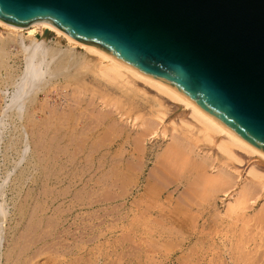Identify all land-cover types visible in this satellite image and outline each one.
<instances>
[{
	"label": "rangeland",
	"instance_id": "obj_1",
	"mask_svg": "<svg viewBox=\"0 0 264 264\" xmlns=\"http://www.w3.org/2000/svg\"><path fill=\"white\" fill-rule=\"evenodd\" d=\"M45 29L47 30V27L44 29L39 28L37 31L38 38L41 40L47 38L46 40L50 43V45L52 44L55 47L61 48L62 54H66L70 50H73L76 53L85 54L84 51L86 50L82 47L72 43V45H70V42L63 36H59L57 33L51 31L47 33ZM8 31L9 30L7 28L0 25V35L2 36H0V41L4 38H8ZM22 32H24L26 36L29 35L27 30ZM64 51L66 52L63 53ZM7 53L9 57L5 58L6 66L13 71L14 76L18 77L25 69V54L18 46H15V44L9 45ZM88 65L86 66L89 69H82L81 71L79 69L83 68V65H80L81 68H79V65H69L66 67L67 69H64V74L59 77H48V79H51L48 82L49 84L47 83V86L40 91L35 99V102H37V104L40 103L42 106L39 107L40 110L37 107L31 106L28 101L24 104L21 109L22 118H28V116L32 113L39 111L40 114L36 118L39 124L34 134H32V127L28 126L26 128L28 131L27 133L25 132L26 129L23 127L25 130L24 132L26 133L24 137L29 135L31 138V146L29 145L30 148L28 147V151L23 144L16 150L18 152L11 151L12 157L8 167H10V172H12L14 170L13 168H15V172L10 174L11 177L6 176V169L4 164H2L4 163L3 147L5 148V142L9 140L12 135L18 132V130H14V127L19 121V116L18 114H16L18 118L15 116V119L17 120L16 123H12L10 116H8L6 120L4 118L6 123L3 121L4 123L2 124H6L3 126L5 129L2 127V124H0V131H2L0 132L2 133V137L0 135V141L2 140L0 142V184H2L1 187L4 189V195L2 194L3 196H0V203L3 205V209L5 208V211L7 212L6 214L8 215V219L6 221L3 223H1L2 221L0 222V264H183V261L179 263L181 258L182 260L187 258L190 264H255L256 261L258 262H256V264H264V228L261 230L260 227V225L263 226L264 221V216L262 217V215H264V158L256 153H251L250 151L248 152L237 146L232 147L231 153L223 152L220 150L219 144L223 142V139H226L225 136L221 134L218 135V133H214V135L211 136L213 132H211L210 136L205 135L204 133L206 131L203 129V126L201 127L202 124L199 123L195 117L193 118V115L190 114L192 113V110L187 108V106L183 103L180 104V102L178 103V101H174V99H171L169 95H164V93H161L160 90L158 91L155 86L152 87L153 85L150 86V83V85H148L146 81L143 82L144 80L137 77L135 78L127 72L124 74V79H120L118 83L108 82L98 76V74H95L92 71L91 66L89 65V67ZM130 78H133V81ZM10 81L11 80L9 79L6 71H3V73L0 72V120L4 116L2 115L3 111L8 110L7 112L12 113L14 110V107L9 108L13 103L12 96L15 89L12 84H9L11 83ZM122 81L125 82L123 83ZM48 91H50L49 94ZM50 93L51 96H49ZM78 93L80 95H78ZM95 95L96 97H94ZM39 96H42L43 98ZM59 96L60 100L58 99ZM72 98L76 99V103L74 102L73 104L74 100ZM38 100H40L39 103ZM77 100H79V102H77ZM61 102L64 103L62 104ZM46 104H48V106L52 105L49 106L52 111L46 107ZM36 108L38 110H36ZM91 110L93 111L91 112ZM108 110L111 111L112 114ZM54 113L55 116L53 115L52 118L49 117ZM145 119L149 121L143 123V120ZM117 123L119 125H117ZM140 124L143 127H141ZM148 124L153 125L152 128L151 125ZM148 126H150L149 129L147 128ZM85 127L87 128L86 130ZM107 127L109 129L112 128L111 131ZM139 127L148 130V132L153 130V135L152 133H148L147 135L143 134L144 136L146 135V137H142V133H145L146 130L141 129L143 132H141L139 136V134H137L141 131ZM106 130L109 131L105 132ZM3 131L6 135L3 134ZM103 132H105L108 139H106ZM102 134L103 139L105 140L102 139L100 141ZM110 135L112 136L110 137ZM29 136H26V138ZM48 137H51L52 140H49ZM209 137H211V139ZM70 140H72V143H70ZM134 140H137L136 143ZM141 140L144 141L143 144L142 142L140 143ZM43 141H46V143ZM76 141L80 142V144L78 143L79 145H76ZM55 143L57 144L55 145ZM95 143L97 145H95ZM133 143L136 145L137 143H140L138 145H143L140 146V151L143 149V156H141L142 154L141 152L139 153V150V156L138 153L134 151L137 148H135L136 145L134 146ZM176 144H179V147ZM222 145L223 143L221 146ZM49 146L50 148H48ZM181 146L183 149L186 147L188 148H186V151L184 149V156L182 155L183 158L180 156L181 161L184 162L180 164V159L174 158H178L179 156H175L179 155L181 151L183 152V150H180L179 154L176 155L177 151L175 152V150L179 149ZM23 148L27 151H25L26 155L25 153L23 154L25 157L20 155L24 152ZM172 148L175 150L173 151ZM166 149L170 153L166 152ZM165 152L168 154L167 156H163L166 155ZM186 153L187 155L189 154L188 157H186ZM169 157H172V159H169ZM162 159H164V162L167 161V164L171 163L172 174L175 166L178 163L181 165H177L181 167L179 173L175 172L179 169L178 167V169H174L176 175L179 174L177 177L173 174L174 176L172 177L177 178L176 180L174 179L175 181L171 176H167L166 179V175H171V172H169L171 168L169 169L170 165H168L169 170L166 169L167 166H164V168L163 165L166 164H163L164 162ZM131 160L134 166L131 164ZM174 161L177 163H174ZM14 162L17 164L20 163L17 168L13 167L15 166ZM29 162L32 163L33 167L31 168L32 175H30L33 183V192L30 201L27 203L24 199H27L26 193L28 178L20 180L18 175L23 168L27 167ZM172 162L175 165L174 168L172 167ZM202 163L203 165L201 166ZM156 164H159L157 165L159 168L160 165H162L161 169L162 167L164 170L166 169L167 174L162 176L163 179L165 178L163 181L166 182L170 179V181L166 183L170 184L166 186L164 185V182L160 181V185H164L163 188L159 185V180L162 178L158 179L156 176L159 170ZM129 166L132 169H130ZM210 166H212V168ZM115 170L117 172H115ZM132 170H135L132 172L133 175L131 174ZM162 171L163 170L159 171V175L164 174V171ZM215 172H217L218 175ZM151 173H155L156 175L154 176ZM201 173H204L203 175L205 176L208 174V176H211L208 178L209 181L206 180L208 182L206 187H202L199 184L202 188H204L203 191L207 194L209 193L208 195L206 193H200L199 191H201L202 188H199L198 190L197 187L199 185L197 186L195 182V180L199 177H197V175H200V177L205 179V176H202ZM148 177H153V179L154 177H157L158 181L156 179L155 181L158 182H156L157 186H160L159 189L162 190V193L156 184L154 185L156 187L151 186L153 185L152 181L154 183L155 181L151 178L148 179ZM203 178L201 179L203 180ZM225 178H230V180H226L227 182L223 183ZM95 179L99 181H96ZM113 180L114 182H112ZM147 180H150L151 182H148ZM198 180L197 182L201 181L200 178ZM192 181L195 184H193ZM146 182H148L147 184L150 183V185L146 186ZM190 182L192 185L188 186V184H191ZM202 182H204V180ZM225 184L227 187H225ZM193 185H196V187L194 186V188ZM150 186V194H153L155 191L158 193V197H153L157 200L155 202H158L155 205V202L153 201L149 205L151 202L150 200L153 198H150L152 195H147V193L149 194V190H144ZM191 186L194 189L197 188V193L204 195H201L202 199L200 195H198L200 197L195 195V190L194 192H190L194 193L193 195H195V197L197 196V198L193 199V195L189 197L190 189L188 190V188ZM222 188L226 190L224 193H222ZM253 189H256V194ZM157 190H159V192ZM241 190H243V192ZM169 191H172L171 197V194L169 195ZM239 191L242 193L240 192V194ZM167 192H169V196L167 195ZM182 192H186L188 195H185V193L182 195ZM251 192L253 193L250 194ZM247 193L249 194L248 196ZM140 194H142V203H140ZM239 194L240 196L243 195L240 200L238 199ZM166 195L169 197L167 200H165L167 198ZM182 196L183 199L181 198ZM187 196L189 199H187ZM249 196L252 198L251 201ZM190 198H192L194 202H200L201 204L196 206L197 203H193V205H191L192 202H190ZM198 198H200L202 202L200 199L198 201ZM235 198L239 201L234 202L237 201L234 200ZM134 199L140 201V205ZM179 199H182L183 201L184 199H187L191 204L189 203L188 206V203L184 204L182 200L179 202ZM195 199L197 201H195ZM177 200L179 202V208L177 209H180L181 205H183L184 209L187 207L185 211L182 208L184 212L180 210L182 213L178 211L180 212L179 216L176 215L178 214L175 212L177 210L173 211L175 208L174 204L178 205ZM145 202H148V206H150V209L148 208L149 210H146V212H144L145 210L143 211V209H146L147 205ZM228 202L230 204H228ZM235 203L238 204L236 205ZM233 204H235L234 209ZM165 205H167V209H164ZM235 209H237V211ZM168 210H172L170 212L172 222L169 217L170 213L169 215L166 214V212L168 213ZM193 210L195 211L194 213ZM159 212L163 216H160L161 214ZM184 213L186 214V217L190 214V216H192V213L195 217L197 215V219L192 216L193 221L196 220L194 223L195 227H192V221L188 224L189 218H186V225L183 223V220L185 219ZM215 215L216 217H214ZM176 216L184 218L181 220L184 225L182 223H179V225L174 223L176 220L177 222L180 221V218L178 219ZM154 217H156V219H153ZM174 217L176 220L174 219L175 221L173 222ZM213 217L215 220H213ZM257 217H261L263 219L262 222L260 221L261 218L258 220ZM157 218H159V221L161 219L163 221L166 219V221L163 224H159L160 222L158 223ZM249 219H251V221ZM254 219H256L259 224H262L257 225L258 222L255 223L254 221L256 220ZM153 220H156L157 222L155 221L153 223ZM190 220L192 219L190 218ZM253 223H255V225ZM149 224H151L152 227L147 226ZM252 224L254 226H252ZM167 225H170L171 227H168ZM173 227H176L175 230H178H172ZM182 227H184V229ZM34 228L36 230H34ZM151 228L153 229L151 230ZM180 229H183V233ZM249 229H251L253 233L250 232ZM258 229L260 230L258 231ZM172 233H174L176 237ZM189 233L191 235L188 236ZM256 234H258L257 238ZM151 238L158 240L160 243L163 241L164 244H162V242L161 245L165 247L159 248V242L154 239L152 241ZM183 238L185 239L183 240ZM166 241L169 242L165 244ZM171 241H173V244L170 243ZM13 242L15 246H13ZM26 243H30L29 246L26 245ZM174 244L179 246H174ZM135 245L138 250L135 249ZM167 245L170 246L166 249V251L164 248H166ZM171 246L172 249H170ZM192 247H195L197 250V255L195 249ZM20 248L23 249L20 250ZM11 249L13 250L11 255L12 258L9 259L10 261H7L8 255L6 257V254H9L8 252H11ZM157 249L160 250L158 251ZM151 250L153 252H150ZM247 251L248 253L246 254ZM187 253L190 257L187 256L185 258L184 256ZM238 254L241 256L238 257ZM246 256L247 258L245 263L244 257ZM187 260L184 263L189 264Z\"/></svg>",
	"mask_w": 264,
	"mask_h": 264
},
{
	"label": "water",
	"instance_id": "obj_2",
	"mask_svg": "<svg viewBox=\"0 0 264 264\" xmlns=\"http://www.w3.org/2000/svg\"><path fill=\"white\" fill-rule=\"evenodd\" d=\"M160 81L264 154V0H0Z\"/></svg>",
	"mask_w": 264,
	"mask_h": 264
},
{
	"label": "bare ground",
	"instance_id": "obj_3",
	"mask_svg": "<svg viewBox=\"0 0 264 264\" xmlns=\"http://www.w3.org/2000/svg\"><path fill=\"white\" fill-rule=\"evenodd\" d=\"M0 25H2L3 27H5V28H7L9 31L7 32L8 33V35H7V37L8 38H4V39H2V41H0V72L1 73H3V71H6L7 72V74H8V77H9V79L11 80L10 82L11 83H9V84H12L13 86H14V93H13V96H12V105L9 107V108H12V107H14V110H13V112L12 113H10V112H7L8 110H6V111H3V113H2V115H4L3 116V118H1V120H0V124H2V123H6V118L8 117V116H10L11 117V121H12V123H16V119H15V116H17L16 114H18V116H19V118H18V116H17V118L19 119V121L16 123V125H15V127H14V130H18V132L17 133H15L14 135H12V137L9 139V140H7L6 142H5V144H4V146H5V148L3 147V157H4V163H2V164H4V166H5V169H6V176H10V174H12L13 172H15L14 170H15V168H13V167H16L17 168V166L20 164V163H16L17 162V160H16V162H14L15 164V166H13L12 168L14 169L12 172H10V167H8V165H9V162H10V160H11V151L13 152V151H15V152H18V151H16L17 149H19V146L20 145H24V147H26V150L28 151V147H29V145L31 144V142H30V136L29 135H26V136H29L28 138H26V136L24 137V135L28 132L27 131V127L28 126H30V127H32L33 129H31L32 130V134H34V132H35V130L38 128V124H39V122L36 120V118L38 117V115L40 114V112L39 111H37V112H34V113H32L31 115H29L28 116V118H22V116H21V109L23 108V106H24V104H26V102L28 101L29 102V104L31 105V106H34V107H37L38 109H39V107L41 106L40 105V100H38V103L39 104H37V102H35V99H36V96L40 93V91H42V89H44L46 86H47V83L51 80V79H48V77H54V76H57V77H59L60 75H62V74H64V69L67 67V66H69V65H79V68H81L80 67V65H83L82 67L83 68H81V69H79L80 71L82 70V69H89L86 65H90L91 66V69H92V71L95 73V74H98V76H100L101 78H103L104 80H106V81H108V82H111V83H118L119 81H120V79H122L123 77H124V74H125V72H127V73H130L133 77H137V78H140V79H142V80H144L143 82H145L146 81V83L148 84V85H150V86H152V87H154L155 86V88H157L158 89V91L160 90V92L161 93H164V95H169V97L172 99H174V101H178V103L180 102V104L181 103H183L185 106H187V108H189V109H191L190 111L192 112V113H190L191 115H193V118L195 117L198 121H199V123H201L202 125H201V127L203 126V129L206 131H204L205 133V135H207V136H210V134H211V132H213V134H211V136L212 135H214V133L215 134H217L218 133V135L219 134H221V135H224L225 136V138L226 139H223L221 142L223 143V145L221 146V144H219V148H220V150H222L223 152H225V153H231V151H232V147H235V146H237V147H240L241 149H244V150H246V151H250L251 153H256V154H258V155H260L261 157H263L264 158V154L263 153H261L260 151H258L257 149H255V148H253V147H251L250 145H248L247 143H245L244 141H242V140H240L239 138H237L236 136H234L233 134H231L228 130H226L224 127H222L220 124H218L216 121H214L212 118H210L208 115H206L204 112H202L200 109H198L196 106H194L193 104H191L188 100H186L184 97H182L181 95H179L178 93H176L173 89H171L170 87H168L166 84H164V83H162V82H160V81H157V80H155V79H152V78H150V77H148V76H145V75H143V74H141V73H139V72H137V71H135V70H133V69H130V68H128V67H126V66H123V65H121V64H119L118 62H116V61H114L113 59H111V58H109L107 55H105L104 53H102V52H100V51H98V50H96L95 48H93V47H91V46H88V45H85V44H82V43H79V42H77V41H75V40H73V39H71V38H69L68 36H66V35H64L63 33H61V32H59L58 30H56L54 27H52L51 25H49V24H46V23H43V22H39V23H34V24H32V25H30L29 27H27V28H24V29H21V28H16V27H11V26H8V25H6V24H3V23H0ZM47 27V30H46V32L48 33V32H55V33H57L59 36H63L64 38H66L69 42H70V45H72V44H77L78 46H80V47H82L83 49H85L86 51H84L85 52V54H80V53H76L75 51H73V50H70L69 52H67L66 54H62V50H61V48H58V47H55L54 45H50V43H48L47 42V38L46 39H43V40H41V39H39L38 38V34H37V31L39 30V28H41V29H44V28H46ZM25 30H27L28 31V33H29V35L28 36H26V34L24 33V32H22V31H25ZM1 36V35H0ZM2 37V36H1ZM62 37V38H63ZM51 42V41H50ZM72 43V44H71ZM10 44H15V46H18L20 49H21V51L22 52H24V54H25V57H24V60H25V69H24V71L22 72V74L21 75H19L18 77H16V76H14V74H13V71L12 70H10L9 69V67H7L6 66V61H5V58H8L9 56H8V53H7V48L9 47V45ZM69 45V46H70ZM71 48V47H70ZM64 50V49H63ZM66 51H64L63 53H65ZM88 54V55H87ZM10 55V54H9ZM13 60V59H12ZM9 62V61H8ZM88 65V66H89ZM71 66V67H72ZM75 66V67H76ZM85 66H86V68H85ZM89 66V67H90ZM17 67V66H16ZM13 69V68H12ZM67 69V68H66ZM69 69V68H68ZM70 70V69H69ZM68 70V71H69ZM15 71V70H14ZM89 71V70H88ZM74 72H76V71H74ZM66 73V72H65ZM126 73V74H127ZM78 74H80V73H78ZM129 75V74H128ZM64 77V76H63ZM129 77V76H128ZM53 79H55V78H53ZM64 79V78H63ZM67 79H68V77H67ZM124 79V78H123ZM126 79H128V78H126ZM131 80L133 79V78H130ZM76 80V79H75ZM130 80V81H131ZM6 81V80H5ZM126 81V80H125ZM124 81V82H125ZM133 81V80H132ZM135 81V80H134ZM123 82V81H122ZM123 82V83H124ZM136 82V81H135ZM130 83V82H129ZM128 83V84H129ZM150 83V84H149ZM49 84V83H48ZM51 84V83H50ZM126 84V83H125ZM3 85H5V84H3ZM12 85H9V86H12ZM55 85V84H54ZM5 88H7V87H5ZM50 89H51V87H50ZM55 89V88H54ZM72 89V88H71ZM156 89V90H157ZM0 90H1V88H0ZM4 90V89H3ZM56 91V90H55ZM64 91V90H63ZM81 91V90H80ZM49 92L50 91H48V94H49ZM75 92V91H74ZM5 94V93H4ZM8 94H9V92H8ZM53 94V93H52ZM64 94V93H63ZM73 94V93H72ZM93 94V93H92ZM28 95V96H27ZM43 95V94H42ZM78 95H80L79 93H78ZM77 95V96H78ZM49 96H51V93H50V95ZM56 96H57V93H56ZM63 96V95H62ZM98 96V95H97ZM39 97H42V96H39ZM67 97V96H66ZM80 97V96H79ZM78 97V98H79ZM84 97V96H83ZM91 97V96H90ZM94 97H96V95L94 96ZM103 97V96H102ZM43 98V97H42ZM49 99H51L50 97H48ZM64 98V97H63ZM93 98V97H92ZM91 98V99H92ZM41 99V98H40ZM49 99H47V100H49ZM58 99L60 100V96L58 97ZM73 99V98H72ZM94 99V98H93ZM4 100V99H3ZM43 100V99H42ZM66 100V99H65ZM74 101H73V104H74V102L76 101V99H73ZM80 100V99H79ZM79 100H77V102H79ZM90 100V99H89ZM91 101V100H90ZM53 102V101H52ZM89 102V101H88ZM62 103V102H61ZM64 103V102H63ZM62 103V104H63ZM76 103V102H75ZM112 103V102H111ZM41 104H42V101H41ZM90 104V103H89ZM39 105V106H38ZM47 106L46 107H48L49 108V106H52V105H49L48 106V104H46ZM55 105V104H54ZM54 105H53V108H54ZM75 105H77V104H75ZM96 105V104H95ZM112 105V104H111ZM87 106V105H86ZM109 106V105H108ZM114 106V105H113ZM4 107V106H3ZM42 107V106H41ZM45 107V108H46ZM2 108V107H1ZM36 108V110H38ZM56 108V107H55ZM58 108V107H57ZM62 108V107H61ZM87 108V107H86ZM111 108V107H110ZM47 109V108H46ZM49 109H51V108H49ZM109 109V108H108ZM40 110V109H39ZM85 110V109H84ZM110 110V109H109ZM108 110V111H109ZM112 110V109H111ZM120 110V109H119ZM18 111V112H17ZM31 111V110H30ZM48 111V110H47ZM51 111H52V109H51ZM54 111H55V109H54ZM93 110H91V112H92ZM113 111V110H112ZM117 111V110H116ZM2 112V111H1ZM24 112V111H23ZM26 112V111H25ZM33 112V111H32ZM56 112V111H55ZM60 112H61V110H60ZM110 113H111V111H109ZM66 113V112H65ZM90 113V112H89ZM102 113V112H101ZM24 114V113H23ZM87 114H88V112H87ZM91 114V113H90ZM108 114V113H107ZM112 114V113H111ZM120 114V113H119ZM48 115H50V114H48ZM53 115L55 116V113L54 114H52V116H49V117H53ZM62 115V114H61ZM66 115H68V114H66ZM97 115V114H96ZM45 116V115H44ZM64 116V115H63ZM95 116V115H94ZM101 116H102V114H101ZM108 116V115H107ZM140 116V115H139ZM138 116V117H139ZM9 117V118H10ZM23 117H24V115H23ZM4 118H5V120H4ZM98 118V117H97ZM101 118V117H100ZM94 119H95V117H94ZM106 119V118H105ZM140 119V118H139ZM150 119V118H149ZM134 120H135V118H134ZM146 120V119H145ZM143 120V123H146V122H148L149 120ZM4 121V122H3ZM79 121V120H78ZM81 121V120H80ZM104 121V120H103ZM129 121V120H128ZM127 121V122H128ZM136 121H137V118H136ZM136 121H135V123H136ZM145 121V122H144ZM155 121V120H154ZM84 122V121H83ZM83 122H81V123H83ZM93 122H94V120H93ZM114 122V121H113ZM122 122H124V121H122ZM126 122V123H127ZM134 122V121H133ZM132 122V123H133ZM153 122V121H152ZM10 123V122H9ZM78 123H80V122H78ZM88 123H91V122H88ZM41 124V123H40ZM134 124V123H133ZM153 124V123H152ZM4 125H6V124H2V127L4 126ZM46 125H47V123H46ZM58 125V124H57ZM75 125V124H74ZM115 125V124H114ZM117 125H119L118 123H117ZM141 125V124H140ZM145 125V124H144ZM147 125V124H146ZM148 125H151V124H148ZM9 126V125H8ZM7 126V127H8ZM89 126V125H88ZM93 126V125H92ZM109 126H110V124H109ZM112 126V125H111ZM116 126V125H115ZM152 126L153 125H151V128H152ZM23 127L26 129V131L23 129ZM47 127V126H46ZM74 127V126H73ZM99 127V126H98ZM141 127H143L142 125H141ZM149 127L150 126H148L147 128L149 129ZM155 127V126H154ZM4 128V127H3ZM108 128V127H107ZM140 128V127H139ZM5 129V128H4ZM4 129H2V130H4ZM29 129V128H28ZM72 129V128H71ZM87 128L85 127V130H86ZM109 129V128H108ZM112 129V128H111ZM111 129H109L110 131H111ZM143 130L144 128H140V130ZM155 129H157V128H155ZM154 129V130H155ZM92 130V129H91ZM108 130V131H109ZM140 131V132H138L137 134H139V136H140V134H141V132H143V131ZM144 130H146V129H144ZM152 130V129H151ZM12 131V130H11ZM26 133H25V132ZM30 131V130H29ZM107 130L105 131V132H108ZM153 131V130H152ZM152 131H150V132H148V130H146L145 131V133H142V137L144 136L143 134H151L152 133V135H153V132ZM0 132H2V131H0ZM37 132V131H36ZM105 132H103V134L106 136V134H105ZM113 132V131H112ZM201 132V131H200ZM51 133H53V132H51ZM110 133V132H109ZM108 133V134H109ZM162 133V132H161ZM2 133H0V135H1ZM3 134H5L4 133V131H3ZM29 134V133H28ZM37 134H38V132H37ZM103 134L101 135L102 137L100 138V141L103 139ZM118 134V133H117ZM116 134V135H117ZM159 134V133H158ZM6 135V134H5ZM51 135V134H50ZM146 135L144 136V137H146ZM151 135V136H152ZM166 135V134H165ZM177 135V134H176ZM175 135V136H176ZM220 135V136H221ZM9 136V135H8ZM15 136V137H14ZM104 136V137H105ZM109 136V135H108ZM112 135H110V137H111ZM118 136V135H117ZM138 136V137H139ZM172 136V135H171ZM170 136V137H171ZM1 137H2V135H1ZM35 137V136H34ZM64 137V136H63ZM147 137H149V136H147ZM5 138V137H4ZM3 138V139H4ZM49 138V140L51 139L52 140V138H53V136H52V138L51 137H48ZM90 138V137H89ZM88 138V139H89ZM114 138H115V136H114ZM118 138V137H117ZM134 138V137H133ZM137 138V137H136ZM184 138V137H183ZM210 139H211V137H209ZM27 139V140H26ZM43 139H45V138H43ZM106 139H108L107 138V136H106ZM110 139V138H109ZM135 139V138H134ZM140 139H141V137H140ZM173 139V138H172ZM26 140V141H25ZM38 140V139H37ZM73 140V139H72ZM72 140H70L71 142L70 143H72ZM103 140H105V139H103ZM113 140V139H112ZM139 140V139H138ZM142 140H144V139H142ZM140 141V143L142 142V144H143V142L145 141ZM225 140V141H224ZM2 141V140H1ZM0 141V142H1ZM4 141V140H3ZM53 141H54V138H53ZM59 141H60V139H59ZM79 141V140H78ZM84 141V140H83ZM107 141V140H106ZM110 141V140H109ZM133 141V140H132ZM135 141V140H134ZM137 141V140H136ZM136 141H135V143H136ZM39 142V141H38ZM43 142H45L46 143V141H43ZM50 142V141H49ZM98 142V141H97ZM96 142V143H97ZM172 142V141H171ZM174 142V141H173ZM178 142V141H177ZM37 143V142H36ZM58 143V142H57ZM57 143H55V145L57 144ZM80 144V142H77L76 141V145H79ZM93 143V142H92ZM95 143V145H97ZM99 143V142H98ZM102 143H104V142H102ZM140 143H137V145L138 144H140ZM184 143V142H183ZM216 143V142H215ZM40 144V143H39ZM91 144V143H90ZM101 144V143H100ZM134 144V143H133ZM172 144V143H171ZM82 145V144H81ZM80 145V146H81ZM109 145V144H108ZM136 144H134V146H135ZM136 145V146H137ZM178 147H179V144H176ZM175 145V146H176ZM193 145V144H192ZM31 146V145H30ZM40 146V145H39ZM67 146V145H66ZM106 146V145H105ZM135 146V148H137L136 150H134L136 153H138V150H139V153L141 152V154H142V152H143V149H141V151H140V146H143V145H138L137 147ZM175 146H174V148H175ZM177 146H176V148H177ZM183 146V145H182ZM180 147L179 149H173V151L175 150V152H176V155L177 154H179V152H180V150H183V152L181 151V153L179 154V155H177V156H175L174 155V153H173V155L175 156V157H178V158H174V156H173V158L174 159H180L179 160V162H180V164L181 163H184L183 161H181V158H183L182 157V155L184 154V149H185V151H186V148H188V147H186V148H184L183 149V147ZM191 146V145H190ZM139 147V148H138ZM193 147V146H192ZM30 148V147H29ZM35 148V147H34ZM48 148H50V146L48 147ZM55 148V147H54ZM60 148V147H59ZM75 148V147H74ZM81 148V147H80ZM170 148V147H169ZM169 148H167V149H169ZM191 148V147H190ZM21 149V148H20ZM24 149V148H23ZM22 149V150H23ZM82 149H83V146H82ZM166 149V152H168V150ZM21 150V151H22ZM25 149L23 150L24 152H22L20 155H22L23 156V154L25 153V151H26ZM48 150V149H47ZM75 150H77V149H75ZM74 150V151H75ZM79 150V149H78ZM189 150H191V149H189ZM188 150V151H189ZM193 150V149H192ZM20 151V152H21ZM26 151V152H27ZM73 151V152H74ZM81 151V150H80ZM39 152V151H38ZM92 152H94V151H92ZM165 152V154L166 155H163V156H167L168 154ZM31 153V152H30ZM53 153V152H52ZM75 153V152H74ZM78 153V152H77ZM138 153V156L140 155ZM168 153H170V152H168ZM39 154V153H38ZM73 154V153H72ZM116 154V153H115ZM118 154V153H117ZM25 155H26V153H25ZM40 155V154H39ZM74 155V154H73ZM93 155V154H92ZM186 155H187V153H186ZM185 155V156H186ZM189 155V154H188ZM188 155L186 156V157H188ZM64 156V155H63ZM116 156V155H115ZM141 156H143V154L141 155ZM180 156H181V158H180ZM184 156V155H183ZM2 157V156H1ZM23 157H25V156H23ZM53 157H54V155H53ZM56 157V156H55ZM91 157V156H90ZM20 158H22V157H20ZM50 158V157H49ZM137 158V157H136ZM162 158V157H161ZM168 158V157H167ZM38 159H40V158H38ZM54 159V158H53ZM52 159V160H53ZM138 159L140 160V158L138 157ZM137 159V160H138ZM165 159V158H164ZM164 159H162V161L164 160ZM169 159H172V157H169ZM169 159H167V160H169ZM173 159V160H174ZM185 159V158H184ZM206 159V158H205ZM209 159V158H208ZM22 160V159H21ZM137 160H136V163H137ZM138 160V161H139ZM203 160V159H202ZM14 161V160H13ZM27 161V160H26ZM50 161V160H49ZM121 161V160H120ZM129 161H130V159H129ZM129 161H127V162H129ZM159 161H161V160H159ZM170 161V160H169ZM176 161H178V160H176ZM19 162H20V159H19ZM22 162V161H21ZM112 162V161H111ZM126 162V163H127ZM131 162H132V160H131ZM130 162V163H131ZM140 162V161H139ZM139 162H138V164H139ZM164 162V161H163ZM47 163V162H46ZM141 163V162H140ZM158 163V162H157ZM162 163V162H161ZM174 163H177V162H175L174 161ZM174 163L172 162V167L174 168ZM58 164V163H57ZM131 164H133V162L131 163ZM130 164V165H131ZM163 164H166V165H163V167L165 166H167V170H169L170 168H171V163L170 164H167V161L166 162H164ZM179 163L177 164V165H180ZM213 164V163H212ZM38 165H39V163H38ZM113 165V164H112ZM112 165H111V167H112ZM115 165V164H114ZM128 165H129V163H128ZM127 165V166H128ZM157 165H159V164H156V166ZM168 165H170L169 166V169H168ZM175 166V168L176 169H178V170H176L175 172L176 173H179V170L181 169V167H179V166ZM184 165V164H183ZM203 165V163L201 164V166ZM211 165V164H210ZM126 166V167H127ZM132 166V165H131ZM133 166H134V164H133ZM161 166L162 165H160V168H159V170H158V174L156 175L155 173L154 174H152V175H156L157 177H158V179H161L162 178V176H164V175H166L167 173H166V169L164 170V168L162 167V169H161ZM181 166V165H180ZM200 166V167H201ZM87 167V166H86ZM100 167V166H99ZM140 167H141V164H140ZM156 167V168H157ZM178 167V168H177ZM211 168H212V166H210ZM31 168H33L32 167V163H28L27 164V167H25V168H23L22 169V171L20 172V174L18 175V177H19V179L21 180H24V179H27L28 178V184H27V195H26V197H27V199H24V201L26 200L27 201V203L30 201V199H31V197H32V192H33V183H32V179H31V176L30 175H32L31 173H32V170H31ZM129 168L130 169H132L130 166H129ZM128 168V169H129ZM139 168V167H138ZM174 168V169H175ZM97 169H98V167H97ZM126 169V168H125ZM135 169H137V168H135ZM174 169H173V174L174 175H176V173L174 172ZM193 169V168H192ZM191 169V170H192ZM207 169H208V167H207ZM220 169V168H219ZM219 169H218V171H219ZM127 170V169H126ZM161 170H163L164 171V174L163 175H161V177H160V175H159V171H161ZM172 168L169 170V172H171L170 174L171 175H166V179H167V176H174L173 174H172ZM133 171H135V170H132L131 171V174H132V172ZM138 171H139V169H138ZM162 171V172H163ZM35 172V171H34ZM81 172V171H80ZM115 172H117L116 170H115ZM156 172V171H155ZM161 172V173H162ZM220 172V171H219ZM94 173V172H93ZM108 173V172H107ZM127 173V172H126ZM216 174H217V172H215ZM114 174H116V173H114ZM118 174V173H117ZM204 174V173H203ZM202 173H201V175L202 176H205V175H203ZM108 175V174H107ZM133 175V174H132ZM177 175H179V174H177ZM177 175H176V177H177ZM209 175V174H208ZM208 175H206L205 176V179L203 178V177H200V175H197V179L195 180V182H196V185L198 186L199 184L203 187V186H205L206 187V185L208 184V182L206 181V180H208L209 181V177H211V176H208ZM211 175H213V174H211ZM218 175V174H217ZM216 175V176H217ZM105 176H106V174H105ZM215 176V177H216ZM11 177V176H10ZM113 177V176H112ZM116 177H117V175H116ZM157 177H154V179H153V177L151 178V177H148V179L149 178H151L152 180H154L155 181V179L158 181V179H157ZM176 177H172L173 178V180L175 179H177ZM207 177V178H206ZM212 177H214V176H212ZM227 177V176H226ZM7 178H9V177H7ZM115 178V177H114ZM171 178V179H172ZM200 178V182H197V180ZM201 178H203V180H204V182H202L203 180L201 179ZM17 180H18V178H16ZM165 179V178H164ZM163 178L161 179V180H159V185H160V183L161 182H164L165 184V186L166 185H169V184H166L167 182H169L170 181V179H169V177H168V179H169V181H163L164 180ZM215 179V178H214ZM213 179V180H214ZM15 180V179H14ZM17 180H15V181H17ZM20 180H18V181H20ZM96 180V179H95ZM116 180H118V179H116ZM174 180V181H175ZM226 180H230V178H225L224 179V181H223V183L224 182H227ZM5 181V180H4ZM3 181V182H4ZM10 181V180H9ZM96 181H99V180H96ZM148 181V180H147ZM150 181V180H149ZM148 181V182H149ZM157 181H155V183L152 181V183H153V185H151V186H154L155 184H156V186H157ZM161 181V182H160ZM199 181V180H198ZM253 181V180H252ZM108 182V181H107ZM112 182H114V180L112 181ZM148 182H146V184L148 183ZM151 182V181H150ZM157 182V183H156ZM172 182V181H171ZM202 182V183H201ZM95 183V182H94ZM98 183V182H97ZM124 183V182H123ZM151 183V184H152ZM191 183V182H190ZM192 183H193V181H192ZM192 183L191 184H188V186L189 185H192ZM104 184V183H103ZM112 184V183H111ZM135 184V183H134ZM193 184H195V183H193ZM204 184V185H203ZM253 184V183H252ZM255 184V183H254ZM1 185L2 184H0V196L3 194L4 195V189L1 187ZM141 185V184H140ZM150 185V183L149 184H147L146 186H149ZM163 185V186H164ZM171 185H172V183H171ZM196 185H193V187L195 186L196 187ZM199 185V186H200ZM257 185V184H256ZM23 186V185H22ZM26 186V185H25ZM45 186V185H44ZM114 186H115V183H114ZM118 186V185H117ZM151 186L150 187H148V188H146V189H144L145 191H147V190H149V188H151ZM156 186H154V187H156ZM162 188H163V186L162 185H160ZM160 186H157L158 187V189L160 188ZM178 186V185H177ZM187 186V185H186ZM185 186V187H186ZM197 187L198 188V190H199V188H202L201 186L200 187ZM230 186V185H229ZM154 187H152V188H154ZM168 187V186H167ZM192 186L190 187V188H188V190H189V193L191 194H189V197H191L194 193H195V195H203V194H200L201 192L202 193H206L205 191H203V189L204 188H202L201 189V191H199L200 193H197V188L196 189H194ZM225 187H227L226 186V184H225ZM225 187H223V188H225ZM241 187V186H240ZM175 188H177V187H175ZM175 188H174V190H175ZM186 188V189H187ZM222 188V189H223ZM252 188V187H251ZM42 189H44V188H42ZM46 189V188H45ZM94 189V188H93ZM185 189V188H184ZM193 189V190H192ZM226 189V188H225ZM250 189V188H249ZM109 190V189H108ZM151 190H153V189H151ZM156 190V189H155ZM160 191H161V193H162V190L161 189H159ZM159 190H157L158 192H159ZM164 190V189H163ZM194 190L196 191V192H194ZM228 190V189H227ZM229 190H230V188H229ZM254 190V189H253ZM256 190V189H255ZM255 190H254V193L256 194V192H255ZM104 191V190H103ZM184 191V190H183ZM193 191L194 193H191V192ZM226 190H224L223 189V192L222 193H224ZM242 192H243V190H241ZM241 191H239V193L241 192ZM149 192V194L147 193V195L149 196V195H152V196H150V198L152 197H154L155 196V198L156 197H158V193L155 191H152V192H154L153 194H150V190L148 191ZM151 192V193H152ZM170 192V193H169ZM169 192H167V195H168V193H169V195L172 193V191H169ZM186 192L188 193V191L186 190ZM186 192H182V195H183V193H185V195L187 194ZM241 192V193H242ZM249 192V191H248ZM156 193V194H155ZM161 193H159V194H161ZM227 193V192H226ZM240 193V194H241ZM253 192H251L250 194H252ZM43 194V193H42ZM207 194V193H206ZM209 194V193H208ZM207 194V195H208ZM240 194H239V200H240V198L242 199V196H240ZM2 195V196H3ZM64 195V194H63ZM141 195V202L140 201H137V199L135 200L136 202H138V204H139V202L140 203H142V194H140ZM157 195V196H156ZM167 195H166V197H167ZM168 195V196H169ZM188 195V194H187ZM195 195H193L192 196V198L194 199V198H197V196L195 197ZM249 194L247 193V196H248ZM254 195V194H253ZM253 195H251V196H253ZM172 196V194L170 195V197ZM200 196H198V197H200ZM204 196V195H203ZM100 197V196H99ZM179 197V196H178ZM250 197V196H249ZM248 197V198H249ZM254 197V196H253ZM120 198V197H119ZM147 199H149L148 197H146ZM155 198H153V199H149L151 202L149 203V205L152 203V201L153 202H155V201H157V200H155ZM169 197H167L165 200H167ZM177 198V197H176ZM182 199H183V196L181 197ZM184 198H186V197H184ZM192 198H190L191 199V201L190 202H192V204L190 203V202H188L189 200H187V199H189L188 198V196H187V199H184V201L182 200V202L185 204V203H188V206H189V203L191 204V205H193V203L194 204H196V206H198V204H201L200 202H194L193 200H192ZM237 198V197H236ZM234 199V200H237V199ZM247 198V197H246ZM246 198H244V199H246ZM146 199V200H147ZM178 199V198H177ZM199 199L200 198H198L197 200L199 201ZM201 199H202V196H201ZM200 199V200H201ZM205 199V198H204ZM250 199V201H251V197L249 198ZM100 200V199H99ZM102 200V199H101ZM133 200V201H134ZM180 199H179V202L181 201ZM196 199H195V201H197ZM239 200H237V201H234V202H238ZM187 201V202H186ZM149 202V201H148ZM148 202L146 203L145 202V204H147L146 205V209H143V211L144 212H146V210H149L150 208V206H148ZM178 202V200H177V204L179 203ZM201 202H202V200H201ZM245 202V201H244ZM247 202H248V199H247ZM83 203V202H82ZM156 203H158V202H155L154 203V205L156 204ZM164 203V202H163ZM183 203H181V204H183ZM122 204V203H121ZM133 204H134V202H133ZM180 204V205H181ZM228 204H230L229 202H228ZM236 204V203H235ZM235 204H233V209L235 208ZM238 204V203H237ZM236 204V205H237ZM244 204V203H243ZM246 204V203H245ZM136 205H137V203H136ZM140 205V204H139ZM154 205H152V206H154ZM175 206V208L173 209V211L174 210H177V211H175V212H177L178 214H176V213H174V212H172V213H174V214H176V215H178L179 216V213L181 212L182 213V208H183V205H181V207H180V209H177V208H179V204L178 205H176V204H174ZM187 205V204H186ZM240 205H242V204H240ZM14 206V205H13ZM166 206L167 205H165L164 206V209H167L166 208ZM176 206H178V207H176ZM242 206H244V205H242ZM185 207V206H184ZM191 207V206H190ZM232 207V206H231ZM245 207V206H244ZM247 207V206H246ZM149 208V209H148ZM152 208V207H151ZM162 208V207H161ZM229 208V207H228ZM238 208V207H237ZM243 208V207H242ZM241 208V209H242ZM264 208V207H263ZM163 209V208H162ZM184 209V208H183ZM185 209H187V207H185ZM185 209H184V211H185ZM232 209V208H231ZM232 209V210H233ZM244 209V208H243ZM180 210H182V211H180ZM236 211H237V209H235ZM143 211H142V213H143ZM172 210H168V213L166 212V214H168L169 215V213L171 212ZM178 211H180V212H178ZM183 211V212H184ZM140 212V211H139ZM161 212V211H160ZM159 212V213H160ZM162 212H163V210H162ZM195 211L193 210V213H194ZM7 212L5 211V208L3 209V205L0 203V222L1 223H3L4 221H6L7 219H8V215L6 214ZM40 213H42V212H40ZM165 213V212H164ZM163 213V214H164ZM193 213H192V216H193ZM161 214V213H160ZM185 214V213H184ZM186 214H187V212H186ZM186 214H185V216H184V218L183 217H178V216H176L180 221H178L177 222V220L175 219V217L173 218V222L176 220V222H174V223H176V225H179V223H182L183 221V223L185 224V222H186V224H187V220H186V218H189V222H188V224L189 223H191V221H192V223H193V226L192 227H195V225H194V223H195V221L196 220H194L193 221V218H192V216H187L186 217ZM195 214H197V213H195ZM264 214V213H263ZM260 215H261V212H260ZM37 216V215H36ZM35 216V217H36ZM144 216V215H143ZM160 216H163L162 214L160 215ZM165 216V215H164ZM171 216V213H170V215H169V217ZM172 216H173V214H172ZM264 215H262V217H263ZM43 217V216H42ZM166 217V216H165ZM195 219H197L196 217H197V215H196V217L195 216H193ZM214 217H216V215L214 216ZM214 217H213V220H215L214 219ZM41 218V217H40ZM137 218V217H136ZM136 218H134V219H136ZM159 218H164V217H159ZM159 218H157L158 219V223L159 224H163L165 221H166V219L163 221L162 219L159 221ZM172 217H170V219H171ZM190 218L192 219V220H190ZM261 218V217H260ZM260 218H258L257 217V219L258 220H260ZM151 219V218H150ZM153 219H156V217H154ZM175 219V220H174ZM184 219V220H183ZM264 219V218H263ZM262 218H261V222H262V220H263ZM181 220H183V221H181ZM250 221H251V219H249ZM254 220H256V219H254ZM132 221V220H131ZM150 221H152V220H150ZM156 221V220H155ZM154 220H153V223L155 222ZM163 221V222H162ZM238 221H239V218H238ZM246 221V220H245ZM157 222V221H156ZM171 222H172V219H171ZM249 222V221H248ZM247 222V223H248ZM255 223H257L258 221L256 220V221H254ZM178 223V224H177ZM182 223V224H183ZM210 223H212V222H210ZM246 223V222H245ZM255 223H253L254 225H255ZM41 224V223H40ZM171 224V223H170ZM173 224V223H172ZM183 224V225H184ZM185 224V225H186ZM252 224V226H254ZM260 224H262V223H260ZM259 224V222H258V224L257 225H260ZM27 225V224H26ZM33 225V224H32ZM147 226H150V227H152V225L151 224H149V225H147ZM168 227H171L170 225H167ZM175 226V225H174ZM182 226V225H181ZM190 226V227H191ZM211 226V225H210ZM251 226V227H252ZM263 226H264V221H263ZM263 226H261L260 225V227H261V230H263ZM154 227V226H153ZM250 227V228H251ZM33 228V227H32ZM176 228V227H175ZM175 228L173 227V229L172 230H175ZM183 229H184V227H182ZM243 228H244V226H243ZM248 228V227H247ZM252 228H254V227H252ZM256 228H259V227H256ZM153 228H151V230H152ZM167 229V228H166ZM183 229H180L181 230V232L183 231ZM34 230H36L35 228H34ZM34 230H33V232H34ZM132 230V229H131ZM178 230V229H177ZM177 230H175V231H177ZM250 230V232H252L251 231V229H249ZM260 229H258V231H259ZM4 231V230H3ZM21 231H23V230H21ZM185 231H187V230H185ZM210 231V230H209ZM209 231H208V233H209ZM41 232V231H40ZM130 232H132V231H130ZM149 232H150V230H149ZM165 232V231H164ZM192 232V231H191ZM212 232V231H211ZM241 232H242V229H241ZM249 232V231H248ZM249 232V233H250ZM257 232V231H256ZM22 233V232H21ZM178 233V232H177ZM183 233V232H182ZM182 233H181V235H182ZM186 233V232H185ZM253 233V232H252ZM26 234V233H25ZM28 234V233H27ZM30 234V233H29ZM39 234V233H38ZM170 234V233H169ZM175 237H176V235L174 234V233H172ZM179 234H180V231H179ZM245 234V233H244ZM23 235V234H22ZM130 235V234H129ZM137 235V234H136ZM171 235V234H170ZM189 235H191L190 233L188 234V236ZM250 235H251V233H250ZM250 235H249V237H250ZM257 235L258 234H256V238H257ZM35 236V235H34ZM38 236V235H37ZM132 236V235H131ZM131 236H130V238H131ZM156 236V235H155ZM178 236V235H177ZM211 236V235H210ZM253 236V235H252ZM17 237V236H16ZM19 237H20V235H19ZM25 237V236H24ZM23 237V238H24ZM40 237V236H39ZM129 237V236H128ZM135 237V236H134ZM143 237H144V235H143ZM143 237H141V238H143ZM259 237V236H258ZM261 237V236H260ZM26 238H27V236H26ZM29 238V237H28ZM33 238V237H32ZM35 238H37V237H35ZM41 238V237H40ZM179 238V237H178ZM239 238V237H238ZM246 238H247V236H246ZM1 239V238H0ZM132 239V238H131ZM144 239V238H143ZM152 239V241H153V239L154 238H151ZM185 238H183V240H184ZM240 239V238H239ZM238 239V240H239ZM249 239V238H248ZM17 240V239H16ZM25 240V239H24ZM29 240V239H28ZM30 240H31V238H30ZM29 240V241H30ZM147 240V239H146ZM155 240V239H154ZM171 240V239H170ZM180 240V239H179ZM178 240V241H179ZM25 241H27V240H25ZM38 241V240H37ZM40 241V240H39ZM155 241H158V240H155ZM177 241V240H176ZM181 241H182V239H181ZM181 241H180V243H181ZM241 241H243V240H241ZM131 242V241H130ZM134 242V241H133ZM141 242V241H140ZM144 242H146V241H144ZM159 242V241H158ZM163 241H161V243H162ZM169 242V241H168ZM167 241L165 242V244L166 243H168ZM173 241H171L170 243H172ZM174 242H175V240H174ZM184 242V241H183ZM32 243V242H31ZM35 243V242H34ZM37 243V242H36ZM147 243V242H146ZM161 243L159 242V244H160V247L159 248H161V247H165V246H162L161 245ZM176 243V242H175ZM180 243H178V244H180ZM236 243H237V241H236ZM18 244V243H17ZM25 244V243H24ZM29 244L30 243H26V245H28L29 246ZM136 244H137V242H136ZM162 244H164V242L162 243ZM173 244V243H172ZM194 244V243H193ZM238 244V243H237ZM248 244V243H247ZM153 245V244H152ZM244 245V244H243ZM13 246H15L14 245V242H13ZM22 246L24 247V245L22 244ZM147 246V245H146ZM154 246V245H153ZM170 246V245H169ZM169 246L167 245V247L166 248H164L165 250L167 249V248H169ZM174 246H179V245H175L174 244ZM240 246V245H239ZM242 246V245H241ZM131 247V246H130ZM139 247V246H138ZM148 247V246H147ZM155 247H156V245H155ZM262 247V246H261ZM14 248V247H13ZM25 248V247H24ZM30 248V247H29ZM151 248V247H150ZM153 248V247H152ZM193 248V247H192ZM198 248V247H197ZM256 248V247H255ZM15 249V248H14ZM23 249V248H22ZM21 248H20V250H22ZM27 249V248H26ZM26 249H25V251H26ZM135 249H137L136 248V245H135ZM140 249V248H139ZM170 249H172V246H171V248ZM193 249H195V247L193 248ZM239 249H240V247H239ZM138 250V249H137ZM147 250V249H146ZM154 250V249H153ZM158 250V249H157ZM160 250V249H159ZM158 250V251H159ZM241 250V249H240ZM8 251V250H7ZM11 252H8L9 254H6V257H7V255H8V259H7V261L9 260V259H11L12 258V249L10 250ZM29 251V250H28ZM136 251V250H135ZM155 251V250H154ZM167 251V250H166ZM187 251V250H186ZM195 251H196V255H197V250L195 249ZM252 251H253V249H252ZM251 251V252H252ZM150 252H153L152 250L150 251ZM162 252V251H161ZM188 252V251H187ZM190 252V251H189ZM256 252V251H255ZM2 253V252H1ZM22 253V252H21ZM163 253V252H162ZM165 253V252H164ZM184 253V252H183ZM248 253V251L246 252V254ZM33 254V253H32ZM134 254V253H133ZM132 254V255H133ZM246 254H244V255H246ZM262 254H263V252H262ZM169 255V254H168ZM231 255V254H230ZM239 255V254H238ZM249 255V254H248ZM254 255L256 256V254L254 253ZM253 255V256H254ZM187 256H189L188 255V253L187 254H185V258L187 257ZM241 255H239L238 257H240ZM259 256V255H258ZM5 257V256H4ZM183 257V256H182ZM183 257V258H184ZM190 257V256H189ZM20 258V257H19ZM133 258V257H132ZM195 258V257H194ZM245 258V260L244 259H242V260H244V262L246 263V258H247V256L246 257H244ZM252 258V257H251ZM264 258V257H263ZM239 259V258H238ZM262 259V258H261ZM178 260V259H177ZM185 260V261H184ZM184 260H182V258H181V260H180V262L179 263H181L182 261H183V264H186V263H184V262H186V260H187V258L186 259H184ZM198 260V259H197ZM248 260H249V258H248ZM254 260V259H253ZM252 260V261H253ZM10 261V260H9ZM29 261V260H28ZM131 261V260H130ZM179 261V260H178ZM260 261V260H259ZM187 262H189V260H187ZM247 262H249V261H247ZM257 262V261H256ZM256 262H255V264H256ZM137 263V262H136ZM198 263V262H197ZM239 263V262H238ZM258 263V262H257ZM6 264V263H5ZM17 264V263H16ZM189 264H190V262H189ZM241 264V263H240ZM263 264V263H262Z\"/></svg>",
	"mask_w": 264,
	"mask_h": 264
}]
</instances>
